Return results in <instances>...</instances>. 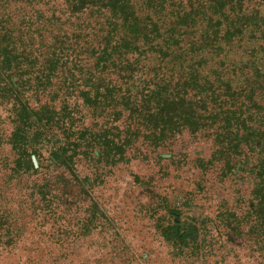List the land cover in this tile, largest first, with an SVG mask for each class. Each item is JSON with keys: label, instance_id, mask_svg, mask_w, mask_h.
Listing matches in <instances>:
<instances>
[{"label": "trees", "instance_id": "1", "mask_svg": "<svg viewBox=\"0 0 264 264\" xmlns=\"http://www.w3.org/2000/svg\"><path fill=\"white\" fill-rule=\"evenodd\" d=\"M2 108L13 130L0 147L24 173L45 143L59 166L80 149L119 155L142 139L158 150L182 133L264 155V0H0ZM258 172L240 219L264 255V160ZM13 218L0 190L1 246L14 243Z\"/></svg>", "mask_w": 264, "mask_h": 264}, {"label": "rangeland", "instance_id": "2", "mask_svg": "<svg viewBox=\"0 0 264 264\" xmlns=\"http://www.w3.org/2000/svg\"><path fill=\"white\" fill-rule=\"evenodd\" d=\"M79 110L83 127L95 130L90 111ZM9 114L0 110L4 140ZM216 145L182 133L158 150L142 139L119 155L80 149L59 166L45 143L35 146L39 158L28 154L35 173L13 168L1 146L0 190L19 230L13 245H0V264H264L244 234L249 218L240 219L255 202L264 155ZM33 183L46 186L37 194ZM174 229L183 234L178 242Z\"/></svg>", "mask_w": 264, "mask_h": 264}, {"label": "water", "instance_id": "3", "mask_svg": "<svg viewBox=\"0 0 264 264\" xmlns=\"http://www.w3.org/2000/svg\"><path fill=\"white\" fill-rule=\"evenodd\" d=\"M165 157H168L167 155ZM32 162H33V165L35 167H37V162H36V159L34 157H32Z\"/></svg>", "mask_w": 264, "mask_h": 264}]
</instances>
